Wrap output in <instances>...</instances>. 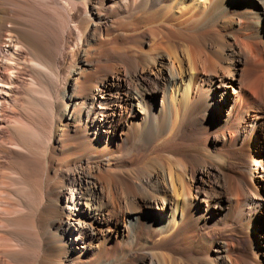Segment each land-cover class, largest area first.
Here are the masks:
<instances>
[{
  "label": "bare ground",
  "instance_id": "1",
  "mask_svg": "<svg viewBox=\"0 0 264 264\" xmlns=\"http://www.w3.org/2000/svg\"><path fill=\"white\" fill-rule=\"evenodd\" d=\"M263 179L264 0H0V264H263Z\"/></svg>",
  "mask_w": 264,
  "mask_h": 264
},
{
  "label": "rangeland",
  "instance_id": "2",
  "mask_svg": "<svg viewBox=\"0 0 264 264\" xmlns=\"http://www.w3.org/2000/svg\"><path fill=\"white\" fill-rule=\"evenodd\" d=\"M21 59L23 60L24 59V57H21ZM21 60V61H22ZM24 77V76H23ZM160 104V97H158L157 98V105L159 106V104ZM216 120H217V118H215ZM138 151H140V150H138ZM253 153V152H252ZM187 175H182V177H183V179L185 180L184 182H185V185L188 183V185H186L187 186V188L189 187V193H188V196L187 197H185V200H184V202H186V203H183V204H185L186 206H187V208H189L190 206H194L195 205V203H196V201L197 200H195V191L193 190V187H194V182L196 181L195 179H188V177H186ZM187 180V181H186ZM192 185V186H191ZM259 186H260V193H261V196L263 197L264 196V179H263V181L259 184ZM192 190V191H191ZM184 205V206H185ZM261 218L263 219L264 217L263 216H261ZM237 235H231V238H232V240L233 241H235V243L237 244V246H238V248L240 249V251H242V252H245V253H254V255L256 254L257 256H259L258 254H257V251H258V247L256 248V245H254V242L252 241V238H251V236H248V235H243V237L242 236H237ZM254 237V236H253ZM178 257V256H177ZM176 257V258H177ZM190 259V258H189ZM259 259L262 261V263L264 264V256H262V255H260V257H259ZM177 260V259H176ZM179 261V260H178ZM191 261H192V258H191ZM186 262V261H185ZM190 264L191 262H186L185 264Z\"/></svg>",
  "mask_w": 264,
  "mask_h": 264
}]
</instances>
